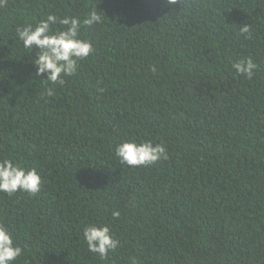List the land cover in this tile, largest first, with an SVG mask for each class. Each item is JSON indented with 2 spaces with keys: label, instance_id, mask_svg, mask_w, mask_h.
I'll use <instances>...</instances> for the list:
<instances>
[{
  "label": "trees",
  "instance_id": "1",
  "mask_svg": "<svg viewBox=\"0 0 264 264\" xmlns=\"http://www.w3.org/2000/svg\"><path fill=\"white\" fill-rule=\"evenodd\" d=\"M176 3L0 7V161L42 178L35 196L0 193V223L24 250L14 264H264V0ZM95 8L102 22L79 34L94 51L76 74L37 76L17 26ZM247 57L251 79L232 68ZM132 138L168 158L121 164L116 146ZM93 224L119 241L106 257L87 250Z\"/></svg>",
  "mask_w": 264,
  "mask_h": 264
},
{
  "label": "clouds",
  "instance_id": "2",
  "mask_svg": "<svg viewBox=\"0 0 264 264\" xmlns=\"http://www.w3.org/2000/svg\"><path fill=\"white\" fill-rule=\"evenodd\" d=\"M168 5H175L176 0H166ZM7 5V0H0V7ZM102 13L96 8L89 12L81 22L76 17L65 16L60 18L48 15L46 19H40L38 23H28L17 26L16 35L26 49L38 50L32 64L36 68L37 76H46L44 81L53 85H63L65 77H72L77 72V62L86 59L93 51V45L87 40L79 38L83 26H92L102 22ZM60 25L56 29L55 25ZM245 38H250V26L241 28ZM257 65L251 57L241 59L232 64V68L239 75L251 79ZM155 72L156 69L152 68ZM55 93L47 90L48 96ZM116 158L121 164L129 167H149L160 160H166L167 150L162 144H154L151 140L137 141L135 138L121 142L115 149ZM42 178L35 169L26 170L17 165L12 159L6 158L0 161V193L9 196L18 191L35 196L41 191ZM114 218L120 217L119 211L112 212ZM83 238L90 253L106 257L110 251L119 246V241L114 239L107 225H90L83 229ZM23 248L16 243L15 237L3 223H0V264H14V261L23 253ZM132 264H137L135 258Z\"/></svg>",
  "mask_w": 264,
  "mask_h": 264
}]
</instances>
